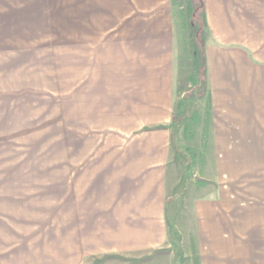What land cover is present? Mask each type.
<instances>
[{
  "label": "crops",
  "instance_id": "obj_1",
  "mask_svg": "<svg viewBox=\"0 0 264 264\" xmlns=\"http://www.w3.org/2000/svg\"><path fill=\"white\" fill-rule=\"evenodd\" d=\"M200 1L203 35L194 0L23 4L0 81L56 96L62 144L0 264H264V0Z\"/></svg>",
  "mask_w": 264,
  "mask_h": 264
},
{
  "label": "rangeland",
  "instance_id": "obj_2",
  "mask_svg": "<svg viewBox=\"0 0 264 264\" xmlns=\"http://www.w3.org/2000/svg\"><path fill=\"white\" fill-rule=\"evenodd\" d=\"M27 1L0 0V38L36 31L32 30L36 22L29 23L25 17L28 11L23 4ZM10 44L16 45L11 40L0 42V49ZM9 85L8 78L0 81V222L6 224L10 210L18 202L15 193L25 189L18 186L16 179L33 178L37 164L56 162L60 141L62 144L56 96L49 95L48 101L52 102L44 105V90L9 89ZM183 220L179 213L176 221L182 225ZM171 247L167 240H162L158 253L166 254ZM154 248L155 252L159 250L157 245ZM175 248L176 255L182 257L183 248ZM181 262L179 259L178 263Z\"/></svg>",
  "mask_w": 264,
  "mask_h": 264
},
{
  "label": "trees",
  "instance_id": "obj_3",
  "mask_svg": "<svg viewBox=\"0 0 264 264\" xmlns=\"http://www.w3.org/2000/svg\"><path fill=\"white\" fill-rule=\"evenodd\" d=\"M194 6H195V11H194V24H196L197 29L200 28L201 24H202V14H201V1L200 0H194ZM187 176H185L186 178ZM186 182L184 180V184L182 186L181 192H184L185 188H186Z\"/></svg>",
  "mask_w": 264,
  "mask_h": 264
}]
</instances>
